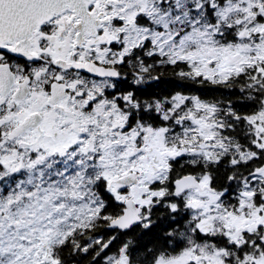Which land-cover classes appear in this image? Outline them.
Returning a JSON list of instances; mask_svg holds the SVG:
<instances>
[{
    "label": "snow or ice",
    "instance_id": "snow-or-ice-1",
    "mask_svg": "<svg viewBox=\"0 0 264 264\" xmlns=\"http://www.w3.org/2000/svg\"><path fill=\"white\" fill-rule=\"evenodd\" d=\"M89 257L264 264V0H0V264Z\"/></svg>",
    "mask_w": 264,
    "mask_h": 264
},
{
    "label": "trees",
    "instance_id": "trees-1",
    "mask_svg": "<svg viewBox=\"0 0 264 264\" xmlns=\"http://www.w3.org/2000/svg\"><path fill=\"white\" fill-rule=\"evenodd\" d=\"M177 70L172 68H162L154 72V75H159L160 80L158 82L153 81L152 86L145 85L147 89L146 95L156 93L158 95H169L175 92H184L188 95H199L204 99H220L228 100L231 99L234 102L242 103L239 100V93L235 92L232 94L224 89H215L213 86L208 84L194 83L189 80H181L179 76L175 74ZM156 213H161L157 211ZM167 224L155 225L150 229H143L142 227L135 226L126 236H122V239L131 238L136 241L141 248L144 246L152 247L160 241L163 235L164 229Z\"/></svg>",
    "mask_w": 264,
    "mask_h": 264
},
{
    "label": "flooded vegetation",
    "instance_id": "flooded-vegetation-1",
    "mask_svg": "<svg viewBox=\"0 0 264 264\" xmlns=\"http://www.w3.org/2000/svg\"><path fill=\"white\" fill-rule=\"evenodd\" d=\"M145 87V86H144ZM153 221H154V226L155 225H160V224H163L164 223V225H166L167 224V222L166 221H163L162 222V213H155L154 214V216H153ZM167 227V226H166ZM144 229V228H143ZM121 240H123L122 239V236H121ZM88 259H90V257L89 258H87L84 262H83V264H88Z\"/></svg>",
    "mask_w": 264,
    "mask_h": 264
}]
</instances>
